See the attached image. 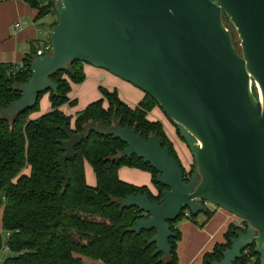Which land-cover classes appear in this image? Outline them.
Segmentation results:
<instances>
[{"label": "water", "instance_id": "water-1", "mask_svg": "<svg viewBox=\"0 0 264 264\" xmlns=\"http://www.w3.org/2000/svg\"><path fill=\"white\" fill-rule=\"evenodd\" d=\"M55 8L52 53L33 59L32 78L18 87L22 98L0 110V118L29 111L41 94L56 93L51 75L72 72L74 61L131 83L175 123L197 166L187 180L158 136L145 141L126 127L95 128L126 144L123 156L149 164L158 172L156 183L166 187L161 202L147 193L121 202L123 209L148 216L133 231L154 230L148 245L169 256L171 223L184 210L197 216L214 205L247 227L211 264H234L252 246L264 264V0H57ZM61 130L67 139L59 142L64 154L57 163L66 189L67 162L75 159L82 137L67 124Z\"/></svg>", "mask_w": 264, "mask_h": 264}, {"label": "trees", "instance_id": "trees-1", "mask_svg": "<svg viewBox=\"0 0 264 264\" xmlns=\"http://www.w3.org/2000/svg\"><path fill=\"white\" fill-rule=\"evenodd\" d=\"M25 1L39 10L37 19L56 12L54 3L43 6L41 0ZM224 21L234 42L236 30L226 15ZM37 51L28 55L22 66L0 63V110L8 109L22 98L18 87L32 78L31 63ZM84 65L74 61L69 66L72 72L53 73L51 79L58 85V91L41 94L35 108L12 118H0V251L5 234L10 233L9 255L2 264H85L84 257L103 264H176L177 245L182 237L176 226L184 220V213L171 223L175 237L170 239L169 256L158 253L155 244L148 245L154 230L136 234L133 231L136 222L148 216L134 207L123 209L121 202L128 196L146 193L153 202H161L166 187L156 183L158 172L149 164L136 156H123L126 144L95 130L121 126L135 130L145 141L158 136L163 148L169 147L172 156L180 161L163 123L149 116L159 105L145 94L136 107H131L119 97L117 90L101 87L102 98L78 112L72 122L62 107L76 104L70 97L71 84L85 81ZM44 94H49L51 109L31 118ZM65 124L82 137L81 144L75 148V159L67 162L70 185L66 189L57 163L64 154L59 142L67 139L61 130ZM176 132L185 141L177 129ZM192 160L189 177L197 167L193 157ZM86 164L95 174V186L87 182ZM125 167L149 173L155 191L122 180L119 171ZM204 214L209 217L211 212L206 209ZM246 227L245 221L240 226L230 225L226 242L206 253L203 264L221 261L236 232L246 231ZM254 249L255 246L248 247L234 264H261Z\"/></svg>", "mask_w": 264, "mask_h": 264}, {"label": "rangeland", "instance_id": "rangeland-1", "mask_svg": "<svg viewBox=\"0 0 264 264\" xmlns=\"http://www.w3.org/2000/svg\"><path fill=\"white\" fill-rule=\"evenodd\" d=\"M15 2L17 4H14ZM35 10L36 8H33L30 3L25 0H0V62H10L13 64L21 65L25 54L32 52L33 47H44L45 35L43 34V32L36 35L35 29L31 27L36 15ZM52 20L53 22L58 21V14L56 12L43 17L39 21V24L49 27ZM17 24L19 25L18 27L16 26ZM36 37L40 38L39 42H36ZM234 44L237 46V48H239L241 44L237 32L236 36L234 37ZM88 67L89 69H91V71H88L87 73L85 72V81L82 84H71L70 97H72L73 100L76 101V104L74 106L67 104L62 107V111L68 117H70L72 121L75 119L78 112L83 111L92 102L102 98L100 90L101 87L111 91L117 90L119 97L131 107H136L139 104L140 101H138L136 95L142 94V91L140 89H138L131 83H128L112 75L104 69H100L91 65H88ZM50 108L51 103L49 94H44L40 99L38 110L32 112L30 116L31 118H38L41 115L49 112ZM149 116L152 120L160 121L161 123L166 124L165 129L168 134H173L174 137L176 136L178 139H180L176 132L175 125H173L168 120L161 108L155 107L151 111ZM182 143L186 145L188 149L189 159L193 163V160H191L192 155L189 147L187 146L185 141H182ZM190 168H192V164L190 166L184 167L186 172L185 178L187 180L191 178V176H188L191 170ZM90 169L91 166L89 164H86V177L89 185L92 181ZM193 170L195 172L197 170V167H195ZM120 176L121 178H123L122 180L133 185H139L140 183L145 182L143 175L138 174L135 171L124 169L120 171ZM92 184H94V182H92ZM211 206L218 208L214 205ZM192 217L195 218V216ZM1 229L2 228L0 222V231ZM7 255L9 254H0V264L3 262ZM87 263L102 264L101 262L97 261Z\"/></svg>", "mask_w": 264, "mask_h": 264}, {"label": "crops", "instance_id": "crops-1", "mask_svg": "<svg viewBox=\"0 0 264 264\" xmlns=\"http://www.w3.org/2000/svg\"><path fill=\"white\" fill-rule=\"evenodd\" d=\"M16 2L14 4H17ZM35 11H36V15L34 17L33 25L31 27L35 29L36 35H38V34H41V32L51 29L54 22L52 20L50 22L51 24L49 27L39 24L40 23L39 21L43 17L40 19H37L39 10L36 9ZM16 26L18 27L19 25L17 24ZM35 40L36 42L37 41L39 42L40 38L36 37ZM37 49H39V47H33L32 52L26 53L22 60V63L28 55L30 54L35 55L34 53L36 52ZM0 63L13 64L10 62H0ZM15 65H19V64H15ZM84 71L86 73L88 71H91V69H89L88 67V64L84 65ZM136 96H137L138 101H142L143 98L145 97V94L142 92V94H138ZM71 99L73 98L71 97ZM74 121L75 119L72 122ZM163 126L165 129L166 124H163ZM166 133L169 136L170 140L173 142L182 165L185 167V166H190L191 164H193L192 161H190L189 159L188 149L186 145L182 143V141L178 139L176 136L174 137L173 134L170 135L168 134L167 131ZM124 169L129 170V171H135L138 174L143 175L145 182L140 183L139 185H136V186H147L152 191H155L154 186L152 185L151 175L149 173L143 172L138 169H132V168H126V167L122 168L120 171ZM120 171H119V176H120ZM90 173L92 176V181L90 185L95 186L96 178H95V174L92 168L90 169ZM92 182H94V184H92ZM207 209H209V211L211 212V215L209 217L206 216L203 212L195 216V218L192 217L189 220L184 219L177 224L176 227L180 230L182 237H181L180 242H178V245H177L178 260L176 264H203V257L206 253L211 252L217 244H224L226 242L225 234L228 231L229 226L232 224L237 225V226L242 225L241 219H239L235 215L223 209L215 208V207H212L211 205H208ZM0 222H1V228H2V221ZM83 261L85 262V264H88L87 262H95L94 260L90 258H86V257L83 258ZM97 262H100V261H97Z\"/></svg>", "mask_w": 264, "mask_h": 264}, {"label": "built area", "instance_id": "built-area-1", "mask_svg": "<svg viewBox=\"0 0 264 264\" xmlns=\"http://www.w3.org/2000/svg\"><path fill=\"white\" fill-rule=\"evenodd\" d=\"M52 3L56 5L57 0H41V5L43 6H49ZM51 30L52 28L43 32V34L45 35L44 47L38 49L37 57H42L44 55L52 53V44L50 40ZM183 213H184V219L189 220L191 218V213L189 212V210H184ZM9 237H10V233H6L5 241L3 243V247L0 253H6V254L9 253V247L7 245V240Z\"/></svg>", "mask_w": 264, "mask_h": 264}, {"label": "bare ground", "instance_id": "bare-ground-1", "mask_svg": "<svg viewBox=\"0 0 264 264\" xmlns=\"http://www.w3.org/2000/svg\"><path fill=\"white\" fill-rule=\"evenodd\" d=\"M252 84H253V83H252ZM258 86H259V85L256 83V84H255V87H256V91H257V92H258Z\"/></svg>", "mask_w": 264, "mask_h": 264}, {"label": "flooded vegetation", "instance_id": "flooded-vegetation-1", "mask_svg": "<svg viewBox=\"0 0 264 264\" xmlns=\"http://www.w3.org/2000/svg\"><path fill=\"white\" fill-rule=\"evenodd\" d=\"M184 167V166H183Z\"/></svg>", "mask_w": 264, "mask_h": 264}]
</instances>
